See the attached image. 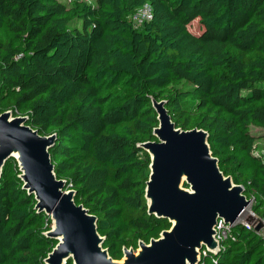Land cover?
<instances>
[{"label": "trees", "instance_id": "1", "mask_svg": "<svg viewBox=\"0 0 264 264\" xmlns=\"http://www.w3.org/2000/svg\"><path fill=\"white\" fill-rule=\"evenodd\" d=\"M146 3L153 17L136 26ZM154 99L178 128L209 132L221 170L264 220V135L253 132L264 130V0H0V112L56 134L55 172L97 216L117 260L172 226L146 198L141 144L157 140ZM21 173L12 157L0 178V264H46L53 221ZM233 235L206 264H264L261 231L239 224Z\"/></svg>", "mask_w": 264, "mask_h": 264}, {"label": "water", "instance_id": "2", "mask_svg": "<svg viewBox=\"0 0 264 264\" xmlns=\"http://www.w3.org/2000/svg\"><path fill=\"white\" fill-rule=\"evenodd\" d=\"M159 126L157 140L141 147L151 159L146 187L148 211L165 217L172 226L139 248H124L122 260L114 259L104 247L98 218L75 200V190L55 172L50 152L56 134L42 135L27 124V116L0 112V178L6 162L16 158L23 188L35 195L36 208L52 218L49 237L57 240L46 264H199L206 246L216 253L218 220L235 223L251 203L242 184L221 170L209 144V132L195 127L178 128L165 101L153 100ZM186 184L188 187H186ZM246 221L261 231L264 220L251 214Z\"/></svg>", "mask_w": 264, "mask_h": 264}, {"label": "built area", "instance_id": "3", "mask_svg": "<svg viewBox=\"0 0 264 264\" xmlns=\"http://www.w3.org/2000/svg\"><path fill=\"white\" fill-rule=\"evenodd\" d=\"M153 17V8L151 6L150 3H146L143 7H141L139 9V11L134 14L132 16L133 22L135 23L136 26H140L142 25L145 21L152 19ZM254 198V197H252ZM252 198L251 199L252 201ZM255 199V198H254ZM243 215V214H242ZM50 217V216H49ZM239 220V219H238ZM238 220L233 223V224H229L227 223L223 218H220L218 220L217 226L215 227L216 230V236L215 239L218 240L220 242L219 245V249L216 253H211L208 248L206 246H204L201 250H200V262L199 264H206V257L207 256H211L212 258H214L216 255H218V253L226 247V242L233 238V230L236 226H238L239 224H237ZM243 225V224H242ZM245 225V224H244ZM247 227L249 228H254L251 224L246 223ZM264 228V227H263ZM262 232V229H261ZM263 233V232H262ZM264 234V233H263Z\"/></svg>", "mask_w": 264, "mask_h": 264}, {"label": "rangeland", "instance_id": "4", "mask_svg": "<svg viewBox=\"0 0 264 264\" xmlns=\"http://www.w3.org/2000/svg\"><path fill=\"white\" fill-rule=\"evenodd\" d=\"M61 1L66 3L70 8H74L75 6L82 4V3H87V4H96L97 3V0H61ZM189 28L194 33H200L201 32V24H200L199 20H195L194 22H192L191 25H189ZM253 132L256 134L262 133L261 135H264V130H260V128L254 127ZM259 144H260L261 148L264 149V137L259 140ZM255 204H256V200L254 198H252L250 205L247 207V209L245 210L243 215H241L237 224H243V225L245 224L246 225V223H248L246 221V218H248L252 213L255 214V212H254ZM255 216H257V215L255 214ZM262 232L264 233V228H262Z\"/></svg>", "mask_w": 264, "mask_h": 264}]
</instances>
